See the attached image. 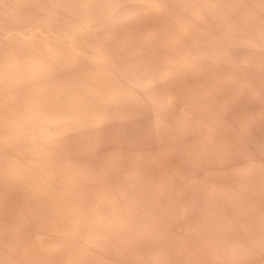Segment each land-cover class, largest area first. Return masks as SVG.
<instances>
[{
    "label": "rangeland",
    "instance_id": "1",
    "mask_svg": "<svg viewBox=\"0 0 264 264\" xmlns=\"http://www.w3.org/2000/svg\"><path fill=\"white\" fill-rule=\"evenodd\" d=\"M108 1L0 0V264H264V0Z\"/></svg>",
    "mask_w": 264,
    "mask_h": 264
},
{
    "label": "bare ground",
    "instance_id": "2",
    "mask_svg": "<svg viewBox=\"0 0 264 264\" xmlns=\"http://www.w3.org/2000/svg\"><path fill=\"white\" fill-rule=\"evenodd\" d=\"M109 1H110V0H109ZM109 1H108V2H109ZM114 1H115V0H114ZM129 1H131V0H129ZM133 1H134V0H133ZM135 1H136V0H135ZM145 1H147V0H145ZM105 2H106V1H105ZM140 2L142 3L141 0H140ZM147 2L149 3V0H148ZM134 3H135V2H134ZM105 4H106V3H105ZM111 4H112V3H111ZM124 4H125V3H124ZM145 4H146V2H144V7L142 6V9L145 8V7H147V6H146L147 4H146V5H145ZM101 5H102V4H101ZM109 5H110V4H109ZM114 5H116V4L114 3ZM136 5H137V4H136ZM140 5H143V4H140ZM148 5H149V4H148ZM150 5H154V4H151V3H150ZM164 5H165V4H164ZM166 5H167V4H166ZM103 6H104V5H103ZM107 6H108V5H107ZM110 6H111V5H110ZM127 6H128V5H127ZM127 6H126V8H127ZM138 6H139V5H138ZM104 7H105V6H104ZM112 7H113V6H112ZM130 7H131V6H130ZM130 7H129V8H130ZM152 7H153V6H152ZM122 8H123V7H122ZM155 8H156V7H155ZM101 9H102V6H101ZM117 9H118V8H117ZM145 9H146V8H145ZM97 10H98V9H97ZM99 11H100V10H99ZM102 11H103V10H102ZM110 11H111V10H110ZM115 11H116V9H115ZM115 11H114V12H115ZM118 11H119V10H118ZM118 11H117V12H118ZM127 11H128V8H127V10H126V14H127ZM132 11H134V10H132ZM94 12H96V11H94ZM128 12H129V11H128ZM135 12H136V10H135ZM72 14H73V13H72ZM92 14H93V13H92ZM97 14H98V13H97ZM99 14H100V13H99ZM123 14H124V13H123ZM129 14H131V11H130ZM129 14H128V15H129ZM70 15H71V14H70ZM74 15H75V14H74ZM78 15H79V14H78ZM94 15H95V14H94ZM94 15H93V16H94ZM103 15H104V14H103ZM128 15H127V16H128ZM131 15H132V14H131ZM81 16H82V15H81ZM81 16H80V17H81ZM86 16H87V15H86ZM105 16H106V15H105ZM105 16H104V17H105ZM121 16H122V15H121ZM74 17H76V16H74ZM96 17H97V16H96ZM100 17H101V16H100ZM107 17H108V16H107ZM110 17H113V16L110 15ZM102 18H103V17H102ZM108 18H109V17H108ZM84 19L87 20V18H84ZM84 19H83V20H84ZM89 19H91V18H89ZM94 19H95V18H94ZM105 19H106V17H105ZM67 20H68V19H67ZM70 20H71V19H70ZM92 20H93V19H92ZM100 20H101V19H100ZM115 20H116V19H115ZM263 20H264V19H263ZM73 21H74V20H73ZM75 21H76V20H75ZM87 21H88V20H87ZM101 21H102V20H101ZM67 22H68V21H67ZM79 22H80V21H79ZM81 22H82V21H81ZM89 22H90V20H89ZM62 24H63V23H62ZM73 24H74V23H73ZM93 24H95V23L93 22ZM97 25H98V24H97ZM67 26H68V25H67ZM76 26H77V25H76ZM76 26H75V28H76ZM81 26H82V25H81ZM98 26H99V25H98ZM61 27H62V26H61ZM83 27H84V26H83ZM72 29H73V28H72ZM66 30H68V28H66ZM70 30H71V29H70ZM72 31H73V30H72ZM147 31H148V30H147ZM59 32H60V30H59ZM60 33H62V31H61ZM60 33H59V34H60ZM68 33H69V32H68ZM62 34H63V33H62ZM66 34H67V33H66ZM60 35H61V34H60ZM57 36H58V34H57ZM54 37H55V36H54ZM60 37H61V36H60ZM56 38H57V37H56ZM61 38H62V37H61ZM63 38H64V37H63ZM248 38H249V37H248ZM232 39H233V38H232ZM240 39H241V38H240ZM54 40H56V39H54ZM58 40H60V39H58ZM233 40H234V39H233ZM249 40H250V39H249ZM48 41H49V40H48ZM241 41H242V40H241ZM51 42H52V41H51ZM225 42H227V40H226ZM243 42H244V41H243ZM251 42H252V41H251ZM55 43H56V42H55ZM193 43H194V42H193ZM244 43H245V42H244ZM60 44H61V42H60ZM233 44H234V43H233ZM43 45H44V44H43ZM196 45H197V44H196ZM202 45H203V44H202ZM229 45H230V44H229ZM53 46H54V45H53ZM42 47H43V46H42ZM47 47H48V46H47ZM200 47H201V46H200ZM200 47H199V48H200ZM202 47H203V46H202ZM202 47H201V48H202ZM49 48H50V47H49ZM53 48H55V47H53ZM203 48H205V47H203ZM41 49H42V48H41ZM197 49H198V48H197ZM206 49H207V48H206ZM47 50H48V49H47ZM53 51H54V50H53ZM204 51H205V50H204ZM56 52H57V51H56ZM191 52H192V51H191ZM193 52H194V51H193ZM207 52H209V51H207ZM40 53H41V52H40ZM42 53H43V52H42ZM54 53H55V52H54ZM183 53H185V52H183ZM35 54H36V53H35ZM38 54H39V53H38ZM176 54H177V53H176ZM190 54H191V53H190ZM212 54H213V53H212ZM212 54L210 53L209 55H212ZM171 55H172V54H171ZM195 55H196V54H194L193 56H195ZM200 55H201V54H200ZM209 55H208V56H209ZM30 56H31V54H30ZM189 56H191V55H188V57H189ZM32 57H34V56L32 55ZM32 57H31L30 60H32ZM38 57H39V56H38ZM169 57H170V56H169ZM185 57H186V56H185ZM191 57H192V56H191ZM202 57H204V56H202ZM212 57H213V56H212ZM212 57H211V58H212ZM214 57H215V56H214ZM25 58H26V57H25ZM29 58H30V57H29ZM34 58H35V57H34ZM171 58H172V56H171ZM196 58H197V57H196ZM200 58H201V57H200ZM26 59H27V58H26ZM46 59H47V58H46ZM186 59L188 60L189 58H186ZM193 59H194V58H193ZM30 60H29V61H30ZM40 60H41V59H40ZM174 60H175V59H174ZM190 60H191V59H189L188 61H190ZM25 61H26V60H25ZM29 61H28V62H29ZM96 61H97V60H96ZM99 61H101V60H99ZM194 61H195V60L192 61V62H193L192 64H194ZM56 62H57V61H56ZM200 62H201V60H200ZM22 63H23V62H22ZM33 63H34V62H33ZM33 63H32V64H33ZM36 63H37V62H36ZM38 63H39V62H38ZM115 63H117V62H115ZM115 63H114V64H115ZM197 63H198V62H197ZM23 64H24V63H23ZM105 64H106V63H105ZM112 64H113V63H112ZM171 64H172V63H171ZM1 65H2V64H1ZM37 65H38V64H37ZM49 65H51V64H49ZM115 65H116V64H115ZM196 65H197V64H196ZM198 65H199V64H198ZM26 66H27V65H25V67H26ZM155 66H156V65H155ZM190 66H191V65H190ZM190 66H189V67H190ZM21 67H23V66H21ZM49 67H50V66H49ZM143 67H144V66H143ZM148 67H149V66H148ZM150 67H151V66H150ZM153 67H154V66H153ZM171 67H173V66H171ZM141 68H142V66H141ZM151 68H152V67H151ZM151 68H149V69H151ZM157 68H158V67H157ZM165 68H166V67H165ZM173 68H174V67H173ZM173 68H172V69H173ZM3 69H4V68H3ZM31 69H33V68H31ZM47 69H49V68H47ZM111 69H112V68H111ZM163 69H164V68H163ZM163 69H161V72L164 73V74H161V76H162V75H165L168 71H169V73H170V70H168V69H164V70H163ZM23 70H24V68H23ZM146 70H147V69H146ZM146 70H145V72H146ZM14 71H15V70H14ZM14 71H12V72H14ZM24 71H25V70H24ZM148 71H149V70H148ZM159 71H160V70H159ZM16 72H17V71H16ZM21 72H22V71H21ZM26 72H27V71H26ZM29 72H31V71H29ZM117 72H118V71H117ZM150 72H151V71H150ZM150 72H149V73H150ZM161 72H160V73H161ZM172 72H173V71H172ZM176 72H178V71H176ZM38 73H39V72H38ZM40 73H41V72H40ZM129 73H132V72H129ZM129 73H128V74H129ZM155 73H156V71H155ZM155 73H153V74H155ZM158 73H159V72H158ZM22 74H24V73L22 72ZM25 74H26V73H25ZM124 74H125V73H124ZM170 74H171V73H170ZM47 75H48V73H47ZM129 75L131 76V74H129ZM138 75H140V74H138ZM143 75H145V73H144ZM148 75H150V74H148ZM151 75H152V74H151ZM155 75H156V74H155ZM159 75H160V74H159ZM159 75H158V76H159ZM166 75H167V74H166ZM172 75H173V74H172ZM175 75H176V74H175ZM11 76H13V75H11ZM25 76H26V75H25ZM27 76H28V75H27ZM30 76H31V75H30ZM112 76H113V75H112ZM122 76H123V75H122ZM135 76H136V75H135ZM140 76H141V75H140ZM146 76H147V75H146ZM146 76H145V77H146ZM153 76H154V75H153ZM14 77H15V76H14ZM14 77H13V78H14ZM132 77H133V76H132ZM143 77H144V76H143ZM147 77H148V76H147ZM159 77H160V76H159ZM106 78H107V77H106ZM123 78H124V77H123ZM134 78H136V77H134ZM149 78H151V76H150ZM237 78H238V77H237ZM237 78H236V79H237ZM11 79H12V78H11ZM36 79H37V78H36ZM42 79H43V78H42ZM118 79H119V78H118ZM143 79H144V78H143ZM147 79H148V78H147ZM19 80H20V79H19ZM21 80H23V79H21ZM21 80H20V81H21ZM28 80H29V79H28ZM40 80H41V79H40ZM120 80H121V79H120ZM124 80L126 81V78H125ZM124 80H123V83H124ZM145 80H146V78H145ZM145 80H143V81H145ZM234 80H235V79H234ZM6 81H7V80H6ZM23 81H24V80H23ZM26 81H27V80H26ZM29 81H30V80H29ZM105 81H107V80L105 79ZM114 81H115V80H114ZM130 81H131V80H130ZM130 81H129V82H130ZM138 81H140V80H138ZM148 81H150V80L148 79ZM4 82H5V81H4ZM11 82H12V81H11ZM116 82H118V81H116ZM241 82H242V81H241ZM6 83H7V82H6ZM12 83H13V82H12ZM33 83H35V82H33ZM37 83H38V82H37ZM127 83H128V82H127ZM235 83H236V82H235ZM239 83H240V82H239ZM29 84H30V83H29ZM107 84H108V83H107ZM110 84H111V83H110ZM128 84H129V83H128ZM136 84H137V83H136ZM142 84H143V82H142ZM146 84H147V83H146ZM148 84H149V83H148ZM236 84H237V83H236ZM243 84H244V83H243ZM31 85H32V83H31ZM37 85H38V84H37ZM114 85H115V84H114ZM131 85H132V84H131ZM134 85H135V84H134ZM134 85H133V86H134ZM138 85H139V84H138ZM144 85H145V84H144ZM237 85H238V84H237ZM129 86H130V84H129ZM139 86H140V85H139ZM148 86H149V85H148ZM34 87H35V85H34ZM123 87H124V86H123ZM109 88H110V86H109ZM109 88H108V89H109ZM125 89H126V88H125ZM130 89H131V88H130ZM135 89H138V88H135ZM142 89H143V88H142ZM144 89H145V88H144ZM146 89H147V88H146ZM149 90H150V89H149ZM106 91H107V89H106ZM136 91H137V90H136ZM151 91H152V90H151ZM97 92H98V91H97ZM104 92H105V91H104ZM113 92H115V91H112V93H113ZM140 92H141V89H140ZM142 92H143V91H142ZM109 93H111V91H110ZM116 93H117V92H116ZM147 93H148V92H147ZM153 93H155V92H153ZM165 93H166V92H165ZM173 93H174V92H173ZM151 94H152V93H151ZM168 94H169V93H168ZM171 94H172V93H171ZM159 95H160V94H159ZM97 96H98V95H97ZM117 96H118V94H117ZM156 97H157V96H156ZM159 97H160V96H159ZM99 98H100V97H99ZM110 98H111V97H110ZM106 99H107V98H106ZM108 100H110V99H108ZM108 100H106V101H108ZM156 100H157V99H156ZM159 100H160V99H159ZM159 100H158V101H159ZM154 101H155V100H154ZM161 101H162V100H161ZM156 103H157V102H156ZM162 103H163V102H162ZM162 103H161V104H162ZM93 104H94V103H93ZM156 105H157V104H156ZM30 106H31V105H30ZM95 106H98V105H95ZM158 106H159V104H158ZM64 107H65V106H64ZM64 107H63V108H64ZM92 107H93V106H92ZM100 107H102V106H100ZM31 108L33 109V107H31ZM106 108H107V107H106ZM106 108L104 107V109H106ZM157 108H158V107H157ZM160 108H161V107H160ZM64 109H65V108H64ZM76 109H77V108H76ZM94 109H95V108H94ZM107 109H108V108H107ZM79 110H80V109H78L77 111H79ZM86 110H87V109H86ZM97 110H98V109H97ZM97 110H96V111H97ZM65 111H66V110H65ZM65 111L63 110L62 112H65ZM74 111H75V110H74ZM90 111H91V110H90ZM99 111H100V109H99ZM57 112H59V111H57ZM80 112H82V111H80ZM86 112H87V111H86ZM86 112H85V113H86ZM97 112H98V111H97ZM109 112H110V111H109ZM8 113H9V112H8ZM51 113H52V112H51ZM66 113H67V112H66ZM85 113H84V114H85ZM105 113H106V112H105ZM107 113H108V112H107ZM24 114H25V113H24ZM53 114H54V113H53ZM57 114H58V113H57ZM64 114H65V113H64ZM67 114H68V113H67ZM78 114H79V113H78ZM81 114H82V113H81ZM86 114H87V113H86ZM86 114H85V116H87ZM89 114H91V113H89ZM89 114H88V115H89ZM93 114H94V113H93ZM99 114H101V113H99ZM119 114H120V113H119ZM55 115H56V114H55ZM55 115H54V116H55ZM59 115H60V114H59ZM70 115H71V113H70ZM70 115H69V116H70ZM73 115L75 116V114H73ZM27 116H28V115H27ZM52 116H53V115H52ZM60 116H62V115H60ZM60 116H59V117H60ZM69 116L67 115V117H69ZM16 117H17V116H16ZM62 117H63V116H62ZM62 117H60V119H61ZM64 117H66V115H65ZM80 117H81V116H80ZM80 117H79V118H80ZM17 118H18V117H17ZM19 118H20V117H19ZM54 118H56V117H54ZM54 118H52V121H54V120H53ZM75 118H77V117L75 116ZM88 118L90 119V117H88ZM92 118H94V115H93ZM35 119H36V118H35ZM49 119H50V118H49ZM67 119H68V120H71V119H69V118H67ZM80 119H81V118H80ZM101 119H102V118H101ZM11 120H13V119H11ZM11 120H10V121H11ZM15 120H16V119H15ZM33 120H34V119H33ZM47 120H48V119H47ZM50 120H51V119H50ZM50 120H49V121H50ZM56 120H57V119H56ZM92 120H93V119H92ZM16 121H17V120H16ZM94 121H95V120H94ZM11 122H12V121H11ZM56 122H57V121H56ZM58 122H59V121H58ZM61 122H62V121L60 120V123H61ZM76 122H77V120H76ZM78 122H79V121H78ZM81 122H82V121H81ZM86 122L88 123V120H87ZM91 122H92V121H91ZM98 122H99V121H98ZM31 123H32V122H31ZM45 123H46V122H45ZM87 123H86V124H87ZM61 124H63V123H61ZM64 124H65V123H64ZM80 124H81V123H80ZM90 124H92V123H90ZM90 124H89V125H90ZM57 125H58V124H57ZM65 125H66V124H65ZM65 125H63V126H65ZM42 126H44V125H42ZM66 126H67V125H66ZM11 127H12V126H10V128H11ZM24 127H25V126H24ZM13 128H15L14 125H13ZM30 128H31V127H30ZM64 128H65V127H64ZM7 129H9V128H7ZM21 129H24V128H22V126H21ZM47 130H48V129H47ZM53 131H54V130H53ZM17 132H18V131H17ZM22 132H23V131H22ZM29 132H31V131H29ZM35 132H36V131H35ZM41 132H42V131H41ZM12 134H13V133H12ZM14 134H15V133H14ZM60 135H61V134H60ZM31 136H32V135H31ZM1 137H3V136H1ZM12 137H13V136L11 135V137H9V138H12ZM41 138H42V137H41ZM49 139H50V138H49ZM50 141H51V140H50ZM2 143H3V142H2ZM33 143H34V142H33ZM4 144H5V142H4ZM35 144H36V142H35ZM33 145H34V144H33ZM0 146H1V142H0ZM4 146H5V145H4ZM18 147H19V146H18ZM35 147H36V146H35ZM0 148H3V147H0ZM33 149H34V148H33ZM35 149H36V148H35ZM35 149H34V150H35ZM38 149H39V148H38ZM4 150H5V147H4ZM29 150H30V148H29ZM1 151H2V150H1ZM24 151H25V150H24ZM40 151H41V150H40ZM3 152H4V151H3ZM13 154H14V153H13ZM15 155H16V154H15ZM17 157H19V156H17ZM11 158H12V157H10V159H11ZM20 158H21V157H20ZM21 159H22V158H21ZM8 160H9V159H8ZM14 160H15V159H14ZM9 161H10V160H9ZM11 161H12V160H11ZM20 161H21V160H20ZM3 162H4V161H3ZM3 162H2V163H3ZM237 162H238V161H237ZM4 163H5V162H4ZM7 163H9V162H7ZM11 163H12V162H11ZM11 163H10V164H11ZM10 164H8V165L11 166ZM5 165H6V163H5ZM14 165H15V164H14ZM0 166H2V165H0ZM9 166H8V167H9ZM231 166H233V165H231ZM3 167H4V165H3ZM236 167H237V166H236ZM11 168H12V167H11ZM11 168H9V169H11ZM18 168H19V167H18ZM2 169H3V168H2ZM5 169H6V168H5ZM14 169H15V168H14ZM17 170H18V169H17ZM19 170H20V169H19ZM9 172H11V171H9ZM16 172H17V171H16ZM19 172H20V171H18V173H19ZM22 172H23V171H22ZM15 174H17V173H15ZM3 175H4V174H3ZM12 175H13V174H11V176H12ZM19 175H20V173H19ZM7 176H8V175H7ZM16 176H18V175H16ZM241 182H242V181H241ZM241 184H242V183H241ZM260 184H261V183H260ZM220 185H221V184H220ZM223 185H225V184H223ZM239 185H240V184H239ZM247 185H248V184H247ZM247 185H246V186H247ZM213 186H214V185H213ZM215 186H216V185H215ZM242 186H243V185H242ZM224 187H225V186H224ZM259 187H260V186H259ZM198 188H199V187H198ZM210 188H211V187H210ZM233 188H235V187H233ZM247 188H248V187H247ZM208 189H209V188H207V191H209ZM222 189H223V188H222ZM226 189H228V188H226ZM235 189H236V188H235ZM249 189H250V187H249ZM261 189H262V187H261ZM212 190H213V189H212ZM215 190H216V189H215ZM220 190H221V189H220ZM223 190H224V189H223ZM263 190H264V189H263ZM225 191H227V190H225ZM243 191H244V190H243ZM255 191H256V190H255ZM216 192H217V191H216ZM241 192H242V190H241ZM249 192H250V191H249ZM231 193H232V192H231ZM236 193H237V192H236ZM251 193H252V191H251ZM227 194L230 195V191H229V193H227ZM244 194H245V193H244ZM254 194H255L254 196H256V193H254ZM248 195H249V194H248ZM252 195H253V194H252ZM257 195H258V193H257ZM260 195H261V194H260ZM131 196H132V195H131ZM135 196H136V195H135ZM262 196H263V195H262ZM232 197H233V194H232ZM136 198H137V197H136ZM230 199H231V195H230ZM232 199H233V198H232ZM239 199H240V198H239ZM262 199H263V198H262ZM133 200H134V199H133ZM140 200H141V199H139V201H140ZM242 200H243V199H242ZM263 200H264V199H263ZM147 201H148V200H147ZM171 202H172V201H171ZM201 202H203V201H201ZM229 202H232V201H229ZM234 202H235V201H234ZM148 203H149V202H148ZM169 203H170V202H169ZM243 203H244V202H243ZM254 203H255V202H254ZM254 203H252V204H254ZM181 204H182V202H181ZM198 204H199V203H198ZM203 204H204V203H203ZM209 204H210V203H209ZM209 204H207V206H208ZM233 204H235V203H233ZM245 204H246V203H245ZM245 204H244V205H245ZM248 204H249V203H248ZM256 204H257V203H255V205H256ZM165 205H166V204H165ZM173 205H175V204H173ZM211 205H212V204H211ZM211 205H210V206H211ZM229 205H230V203H229ZM261 205H262V204H261ZM263 205H264V204H263ZM198 206H199V205H198ZM202 206H203V205H202ZM205 206H206V205H205ZM205 206H204V207H205ZM235 206H236V205H235ZM239 206H240V205H239ZM245 206H247V205H245ZM258 206H260V205H258ZM258 206H257L256 208H258ZM161 207H162V206H161ZM163 207H164V206H163ZM184 207L186 208V206H184ZM188 207H190V206H188ZM196 207H197V206H196ZM204 207H203V208H204ZM169 208H170V207H169ZM191 208H192V207H191ZM203 208H202L201 210H203ZM211 208H212V207H211ZM240 208H242V207H240ZM259 208H260V207H259ZM160 209H161V208H160ZM163 209H164V208H163ZM187 209H188V208H187ZM207 209H208V207H207ZM219 209H220V208H219ZM219 209H218V210H219ZM247 209H248V208H247ZM249 209H250V208H249ZM205 210H206V209H205ZM199 211H200V210H199ZM221 211H222V210H221ZM260 211H261V210H260ZM185 212H186V211H185ZM200 212H201V211H200ZM208 212H209V210H208ZM262 212L264 213V211H262ZM187 213H189V212H187ZM191 213H192V212H191ZM196 213H197V212H196ZM210 213H211V212H210ZM250 213H251V212H250ZM258 213H259V211H258ZM258 213H257V215H258ZM149 214H150V213H149ZM166 214H167V213H166ZM170 214H171V213H170ZM176 214H177V213H175V214H173V215H176ZM178 214H179V213H178ZM183 214H184V212H183ZM183 214H181V215H183ZM206 214H207V213H206ZM124 215H125V214H124ZM147 215H148V214H147ZM150 215H151V214H150ZM154 215H155V213H154ZM173 215H172V216H173ZM198 215H199V214H198ZM254 215H255V214H254ZM262 215H263V214H262ZM105 216H106V215H105ZM177 216H178V215H177ZM251 216H252V215H251ZM255 216H256V215H255ZM111 217H112V216H111ZM151 217H152V215H151ZM184 217H185V216H184ZM184 217L182 216V218H184ZM252 217H253V216H252ZM261 217H262V216H261ZM115 218H116V217H115ZM120 218H121V217H120ZM149 218H150V217H149ZM176 218H177V217H176ZM117 219H118V218H117ZM112 220H113V219H111V221H112ZM134 220H136V219H134ZM146 220H147V219H146ZM158 220H159V219H158ZM184 220H185V219H184ZM103 221H104V220H103ZM109 221H110V220H109ZM144 221H145V220H144ZM147 221H149V220H147ZM185 221H186V220H185ZM197 221H198V220H197ZM222 221H223V220H222ZM125 222H126V220H125ZM204 222H205V221H204ZM215 222L217 223V221H215ZM225 222H226V220H225ZM102 223H104V222H102ZM123 223H124V222H123ZM130 223L132 224V222H130ZM181 223H182V221H181ZM183 223H184V222H183ZM191 223H192V222H191ZM199 223H200V222H199ZM227 223H228V222H227ZM230 223H231V222H230ZM232 223H233V222H232ZM124 224H125V223H124ZM148 224H150V223L148 222ZM186 224H187V223H186ZM201 224H202V222H201ZM204 224H205V223H204ZM228 224H229V223H228ZM105 225H106V224H105ZM181 225H182V224H181ZM181 225H180V226H181ZM184 225H185V224H184ZM193 225H194V223H193ZM198 225H200V224H198ZM206 225H207V224H206ZM214 225H215V224H214ZM216 225H217V224H216ZM218 225H219V224H218ZM224 225H225V224H224ZM224 225H222V226H224ZM230 225H231V224H230ZM230 225H229V226H230ZM233 225H234V224H233ZM233 225H232V226H233ZM154 226H155V225H154ZM165 226H166V224L164 225V227H165ZM188 226H189V225H188ZM190 226H191V225H190ZM227 226H228V225H227ZM227 226H226V227H227ZM232 226H231V227H232ZM96 227H97V226H96ZM98 227H99V226H98ZM139 227H140V226H139ZM166 227H167V226H166ZM177 227H178V226H177ZM207 227H208V226H207ZM231 227H230V228H231ZM238 227H239V226H238ZM238 227H237V229H238ZM87 228H88V227H87ZM90 228H91V227H90ZM174 228H175V227H174ZM192 228H193V227H192ZM192 228H191V229H192ZM200 228H201V227H200ZM202 228H203V225H202ZM213 228H214V227H213ZM221 228H222V227H221ZM233 228H234V227H232V229H233ZM256 228H257V227H256ZM141 229H142V228H141ZM155 229H156V228H155ZM208 229H209V228H208ZM219 229H220V227H219ZM237 229H236V230H237ZM261 229H262V227H261ZM42 230H43V229H42ZM46 230H47V228H46ZM49 230H50V229H49ZM51 230H52V229H51ZM92 230H93V229H92ZM159 230H160V229H159ZM195 230H196V229H195ZM201 230L204 232L203 229H201ZM201 230L198 229V231H201ZM206 230H207V229H206ZM214 230H215V229H214ZM229 230H230V229H229ZM239 230H240V229H239ZM239 230H238V232H239ZM254 230H255V229H254ZM39 231H40V230H39ZM43 231H45V230H43ZM67 231H68V230H67ZM72 231L74 232V230H72ZM90 231H91V229H90ZM103 231H104V230H103ZM210 231H211V229H210ZM212 231H213V230H212ZM216 231H217V230H216ZM225 231H226V230H225ZM227 231H228V230H227ZM233 231H234V230H233ZM242 231H245V228H244V230L242 229ZM262 231H263V230H262ZM48 232H49V231H48ZM104 232H105V231H104ZM106 232H107V231H106ZM144 232H145V231H144ZM144 232H143V233H144ZM166 232H167V231H166ZM217 232H218V231H217ZM222 232H223V231H222ZM228 232H229V231H228ZM248 232H249V231H248ZM39 233H40V232H39ZM41 233H42V232H41ZM65 233H66V232H65ZM157 233H159V232H157ZM195 233H196V232H195ZM199 233H200V232H199ZM206 233H207V232H206ZM230 233H231V232H230ZM234 233H235V232H234ZM260 233L262 234V232H260ZM260 233H259V234H260ZM96 234H97V233H96ZM122 234H123V233H122ZM146 234H147V233H145V235H146ZM172 234H173V233H171V236H172ZM182 234H183V233H182ZM196 234H197V233H196ZM200 234H201V233H200ZM213 234H214V232H213ZM228 234H229V233H228ZM236 234H237V233H236ZM239 234H240V233H239ZM250 234H251V233H250ZM35 235H36V234H35ZM42 235H43V234H42ZM98 235H99V234H98ZM105 235H106V233H105ZM126 235H127V234H126ZM140 235L143 236V234H140ZM148 235H149V234H148ZM153 235H154V234H153ZM162 235H163V234H162ZM167 235H168V234H167ZM179 235H180V234H179ZM179 235H178V237H179ZM183 235H184V234H183ZM198 235H199V234H198ZM218 235H219V234H218ZM224 235H225V232H224ZM233 235H234V234H233ZM240 235H241V234H240ZM242 235H243V234H242ZM256 235H257V234H256ZM44 236H46V235H44ZM44 236H42V237H44ZM51 236H52V235H51ZM82 236H83V235H82ZM87 236H89V234H88ZM122 236H123V235H122ZM149 236H151V235H149ZM159 236H161V235L159 234ZM171 236H170V237H171ZM185 236H186V235H185ZM191 236H192V235H191ZM201 236H202V235H201ZM209 236H210V234H208V237H209ZM220 236H221V235H220ZM229 236H230V235H229ZM257 236H259V235H257ZM262 236H264V235H262ZM40 237H41V236H40ZM53 237H54V236H53ZM53 237H52V238H53ZM96 237H97V235H96ZM130 237H131V235L129 236V238H130ZM151 237H152V236H151ZM156 237H157V236H156ZM167 237H169V236H166V238H167ZM189 237H190V235H189ZM189 237L186 238V239H189ZM199 237H200V236H199ZM199 237H198V238H199ZM223 237H224V236H223ZM260 237H261V236H260ZM50 238H51V237H49V239H50ZM55 238H56V237H55ZM55 238H53V239H55ZM61 238H62V237H61ZM82 238H83V237H82ZM94 238H95V236H94ZM121 238H122V237H121ZM125 238H126V236H125ZM149 238H150V237H149ZM190 238H191V237H190ZM202 238H203V237H202ZM202 238H201V239H202ZM221 238H222V237H221ZM221 238H220V239H221ZM231 238H232V237H231ZM246 238H247V237H246ZM43 239H44V238H43ZM43 239H42V240H43ZM53 239H52V240H53ZM57 239H58V238H57ZM116 239H117V238H116ZM164 239H165V238H164ZM173 239H174V236H173ZM181 239H182V236H181ZM192 239H193V238H192ZM194 239H196V238H194ZM208 239H209V238H208ZM223 239H224V238H223ZM226 239H227V238H226ZM229 239H230V237H229ZM240 239H241V238H240ZM240 239H239V240H240ZM258 239H259V238H258ZM261 239H262V238H261ZM46 240H47V238H46ZM46 240H45V242H47ZM82 240H83V239H82ZM90 240H91V239H90ZM90 240H89V241H90ZM141 240H142V239H141ZM143 240H145V239H143ZM166 240H167V239H166ZM170 240H171V239H170ZM203 240H204V238H203ZM214 240H215V239H214ZM231 240H232V239H231ZM236 240H237V239H236ZM263 240H264V239H263ZM56 241H57V240H56ZM56 241H55V242H56ZM222 241H223V240H222ZM52 242H53V241H52ZM117 242H118V241H117ZM117 242H116V243H117ZM120 242H122V241H120ZM145 242H146V241H145ZM165 242H167V241H165ZM165 242H164V243H165ZM168 242H169V241H168ZM178 242H179V241H178ZM190 242H191V240H190ZM200 242H201V241H200ZM200 242H199V243H200ZM209 242H211V241H209ZM213 242H214V241H213ZM213 242H212V243H213ZM215 242H216V241H215ZM225 242H227V241H225ZM237 242H238V241H237ZM241 242H242V241H241ZM249 242H250V241H249ZM251 242H252V241H251ZM39 243H40V242H39ZM89 243H90V242H89ZM147 243H148V242H147ZM150 243H151V241H150ZM153 243H154V242H153ZM188 243H189V242H188ZM193 243H194V242H193ZM204 243H205V242H204ZM219 243H220V242H219ZM239 243H240V242H239ZM242 243H243V242H242ZM242 243H240V244H242ZM256 243H257V241H256ZM258 243H259V242H258ZM55 244H56V243H55ZM57 244H58V243H57ZM59 244H60V243H59ZM148 244H149V243H148ZM148 244H147V245H148ZM174 244H175V243H174ZM181 244H182V243H181ZM196 244H197V242H196ZM201 244H202V242H201ZM207 244H208V243H207ZM220 244H221V243H220ZM229 244H231V243H229ZM233 244H234V243H233ZM240 244H239V246H240ZM246 244H247V243H246ZM260 244H261V243H260ZM49 245H50V244H49ZM53 245H54V243H53ZM120 245H121V244H120ZM188 245H189V244H188ZM192 245H193V244H192ZM208 245H209V244H208ZM212 245H213V244H212ZM215 245H216V244H215ZM217 245H218V244H217ZM217 245H216V246H217ZM235 245L237 246V244H235ZM57 246H58V245H57ZM140 246H141V245H140ZM150 246H152V245H150ZM186 246H187V245H186ZM202 246H203V244H202ZM213 246H214V245H213ZM232 246H233V245H232ZM249 246H250V245H249ZM251 246H252V245H251ZM262 246H263V245H262ZM136 247H137V246H136ZM169 247H170V246H169ZM191 247H192V246H191ZM193 247H194V246H193ZM200 247H201V246H200ZM210 247H211V246H210ZM224 247H225V246H224ZM227 247H228V246H227ZM237 247H238V246H237ZM240 247H241V246H240ZM243 247H245V244H244ZM255 247H256V246H255ZM255 247H252V248H255ZM211 248H212V247H211ZM216 248H217V247H216ZM228 248H229V247H228ZM231 248H232V247H231ZM261 248H262V247H261ZM142 249H144V248H142ZM163 249H164V248H163ZM171 249H173V248H171ZM196 249H197V248H196ZM232 249H235V250H236V248H232ZM244 249H245V248H244ZM247 249H248V248H247ZM257 249H258V248H257ZM160 250H161V249H160ZM165 250H166V249H165ZM177 250L179 251V249H177ZM180 250H181V249H180ZM189 250H190V249H189ZM209 250H210V249H209ZM215 250H216V249H215ZM235 250H234V251H235ZM237 250H238V249H237ZM239 250H240V249H239ZM241 250H242V249H241ZM255 250H256V249H255ZM261 250H262V249H261ZM149 251H150V250H149ZM156 251H157V250H156ZM175 251H176V249H175ZM186 251H187V250H186ZM197 251H198V250H197ZM230 251H232V250H230ZM244 251H246V250H244ZM244 251H243V252H244ZM249 251H251V250H249ZM253 251H254V250H253ZM253 251H252V252H253ZM263 251H264V249H263ZM133 252H134V251H133ZM138 252H140V251L138 250ZM150 252H151V251H150ZM159 252H160V251H159ZM169 252H170V251H169ZM201 252H202V251H201ZM205 252H207V250H206ZM210 252H211V251H210ZM221 252H222V250H221ZM228 252H229V251H228ZM232 252H233V251H232ZM243 252H242V253H243ZM254 252H257V251H254ZM261 252H262V251H261ZM135 253H136V252H135ZM141 253H142V252H141ZM141 253H140V254H141ZM157 253H158V252H157ZM162 253H163V252H162ZM175 253H176V252H175ZM184 253H185V252H184ZM194 253H195V252H194ZM229 253H230V252H229ZM246 253H249V252H246ZM258 253H259V252H258ZM138 254H139V253H138ZM140 254H139V255H140ZM142 254H143V253H142ZM168 254H169V253H168ZM171 254H172V253H171ZM220 254H221V253H220ZM262 254H264V252H262ZM121 255H122V254H121ZM146 255H147V254H146ZM146 255H145V256H146ZM148 255H149V254H148ZM186 255H187V254H186ZM194 255H196V254H194ZM197 255H198V254H197ZM197 255H196V256H197ZM203 255H204V254H203ZM210 255H212V254H210ZM253 255H255V254H253ZM259 255H260V254H259ZM259 255H257V256H259ZM145 256H143V257H145ZM153 256H154V255H153ZM163 256H164V254H163ZM179 256H180V255H179ZM199 256H200V255H199ZM205 256H206V255H205ZM216 256H217V255H216ZM230 256H231V255H230ZM234 256H235V255H234ZM238 256H239V255H238ZM137 257H140V256H137ZM150 257H151V256H150ZM161 257H162V256H160V258H161ZM209 257H210V256H209ZM245 257H246V256H245ZM245 257H242V258L245 259ZM248 257H249V255H248ZM261 257H263V256H261ZM146 258H147V257H146ZM148 258H149V257H148ZM178 258H179V257H178ZM180 258H181V257H180ZM193 258H194V257H193ZM200 258H201V257H200ZM203 258H204V257H203ZM205 258H207V257H205ZM221 258H222V254H221ZM235 258H237V257L235 256ZM235 258H234V259H235ZM240 258H241V257H240ZM242 258H241V259H242ZM251 258H252V256H251ZM263 258H264V257H263ZM142 259H144V258H142ZM164 259H165V258H163V260H164ZM182 259H183V258H182ZM198 259H199V258H198ZM208 259H209V258H208ZM208 259H207V260H208ZM252 259H253V258H252ZM255 259H257V257H255ZM261 259H262V258H261ZM144 260H145V259H144ZM163 260H159V261H163ZM176 260H178V259H176ZM180 260H181V259H180ZM202 260H204V259H202ZM230 260H231V259H230ZM237 260H238V258H237ZM242 260H243V259H242ZM173 261H174V260H173ZM173 261H172V262H173ZM200 261H201V259H200ZM212 261H213V260H212ZM234 261H235V260H234ZM243 261L245 262V260H243ZM249 261H250V260H249ZM258 261H259V260H258ZM263 261H264V260H263ZM152 262H153V261H152ZM152 262L150 261V264H151ZM167 262H168V261H167ZM167 262H166V263H167ZM174 262H175V261H174ZM179 262H181V261H179ZM202 262H203V261H202ZM209 262H210V261H209ZM214 262H215V261H214ZM141 263H142V262H141ZM144 263H146V261H145ZM148 263H149V262H148ZM157 263H158V262H157ZM181 263H182V262H181ZM183 263H184V262H183ZM198 263H199V262H198ZM207 263H208V261H207ZM215 263H216V262H215ZM223 263H224V262H222V264H223ZM248 263H249V262H248ZM261 263H262V262H261ZM263 263H264V262H263ZM159 264H160V263H159ZM161 264H162V263H161ZM164 264H165V263H164ZM189 264H190V263H189ZM191 264H192V263H191ZM217 264H218V263H217ZM229 264H230V263H229ZM234 264H235V263H234ZM236 264H237V263H236ZM241 264H242V263H241ZM246 264H247V263H246ZM253 264H254V263H253ZM257 264H259V263L257 262Z\"/></svg>",
    "mask_w": 264,
    "mask_h": 264
}]
</instances>
